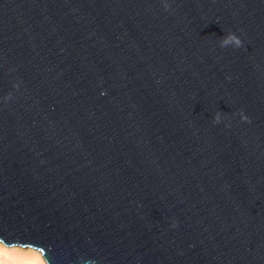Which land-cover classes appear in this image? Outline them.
<instances>
[{
  "label": "water",
  "instance_id": "water-1",
  "mask_svg": "<svg viewBox=\"0 0 264 264\" xmlns=\"http://www.w3.org/2000/svg\"><path fill=\"white\" fill-rule=\"evenodd\" d=\"M0 243L264 264V0H0Z\"/></svg>",
  "mask_w": 264,
  "mask_h": 264
},
{
  "label": "bare ground",
  "instance_id": "bare-ground-1",
  "mask_svg": "<svg viewBox=\"0 0 264 264\" xmlns=\"http://www.w3.org/2000/svg\"><path fill=\"white\" fill-rule=\"evenodd\" d=\"M0 264H46L40 252L32 248H7L0 244Z\"/></svg>",
  "mask_w": 264,
  "mask_h": 264
},
{
  "label": "clouds",
  "instance_id": "clouds-1",
  "mask_svg": "<svg viewBox=\"0 0 264 264\" xmlns=\"http://www.w3.org/2000/svg\"><path fill=\"white\" fill-rule=\"evenodd\" d=\"M166 8H167V6H166ZM228 42L233 43L235 47H240L242 45L241 39L238 36H236L234 33H230L229 40L228 41H225L224 43H228ZM241 118L243 120H247L248 119L243 114H241ZM214 122L215 123H218L219 122V113L216 114V117L214 119Z\"/></svg>",
  "mask_w": 264,
  "mask_h": 264
},
{
  "label": "rangeland",
  "instance_id": "rangeland-1",
  "mask_svg": "<svg viewBox=\"0 0 264 264\" xmlns=\"http://www.w3.org/2000/svg\"><path fill=\"white\" fill-rule=\"evenodd\" d=\"M0 244H1V243H0ZM7 248H21V249H24V250H25V249H29V248H27V247L24 248V247H20V246H11V247H7Z\"/></svg>",
  "mask_w": 264,
  "mask_h": 264
}]
</instances>
